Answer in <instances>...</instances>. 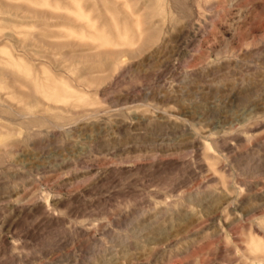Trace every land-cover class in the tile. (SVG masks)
<instances>
[{"label": "rangeland", "instance_id": "obj_1", "mask_svg": "<svg viewBox=\"0 0 264 264\" xmlns=\"http://www.w3.org/2000/svg\"><path fill=\"white\" fill-rule=\"evenodd\" d=\"M0 264H264V0H0Z\"/></svg>", "mask_w": 264, "mask_h": 264}, {"label": "bare ground", "instance_id": "obj_2", "mask_svg": "<svg viewBox=\"0 0 264 264\" xmlns=\"http://www.w3.org/2000/svg\"><path fill=\"white\" fill-rule=\"evenodd\" d=\"M132 53V52H131ZM126 55H127V53H125ZM132 56V55H131ZM128 57H130V56H128ZM23 116V115H22Z\"/></svg>", "mask_w": 264, "mask_h": 264}]
</instances>
